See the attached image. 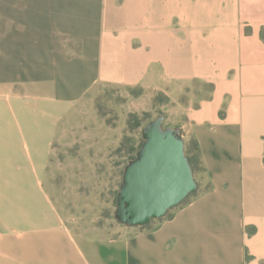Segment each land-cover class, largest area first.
<instances>
[{"label":"crops","instance_id":"crops-1","mask_svg":"<svg viewBox=\"0 0 264 264\" xmlns=\"http://www.w3.org/2000/svg\"><path fill=\"white\" fill-rule=\"evenodd\" d=\"M263 28L264 0H0V264H264ZM98 85L168 89L198 144V190L147 225L82 224L46 185Z\"/></svg>","mask_w":264,"mask_h":264},{"label":"rangeland","instance_id":"rangeland-1","mask_svg":"<svg viewBox=\"0 0 264 264\" xmlns=\"http://www.w3.org/2000/svg\"><path fill=\"white\" fill-rule=\"evenodd\" d=\"M203 89L207 92L209 86ZM178 99L184 102V96ZM176 106L168 89L93 88L58 126L46 182L58 206L82 224L117 230L116 200L131 157L130 142L137 146L143 126L159 115H165V126L178 125Z\"/></svg>","mask_w":264,"mask_h":264},{"label":"water","instance_id":"water-1","mask_svg":"<svg viewBox=\"0 0 264 264\" xmlns=\"http://www.w3.org/2000/svg\"><path fill=\"white\" fill-rule=\"evenodd\" d=\"M165 119L159 115L143 127V144L125 167L114 214L124 226L163 218L198 190L184 136L179 128L165 126Z\"/></svg>","mask_w":264,"mask_h":264},{"label":"trees","instance_id":"trees-1","mask_svg":"<svg viewBox=\"0 0 264 264\" xmlns=\"http://www.w3.org/2000/svg\"><path fill=\"white\" fill-rule=\"evenodd\" d=\"M261 37L264 40V28L261 31ZM150 122V121H149ZM147 124V123H146ZM145 124V125H146ZM144 125V126H145ZM143 126V127H144ZM143 129V128H142ZM129 139V138H128ZM143 137L141 136V142L136 146L135 141L130 142L131 148L129 150V154L131 155L129 162L133 159L136 158L137 153L139 151V149L141 148L142 144H143ZM190 147V148H189ZM186 154L192 164L193 170L194 172L197 171L195 164L198 166L199 170H202L203 167L201 166V161H200V157H199V148H198V144L197 142H195L194 140H191L190 143L186 144ZM193 195V194H191ZM190 197V196H189ZM116 205H117V200H116ZM170 212V211H169ZM168 212V213H169ZM115 218V217H114Z\"/></svg>","mask_w":264,"mask_h":264}]
</instances>
